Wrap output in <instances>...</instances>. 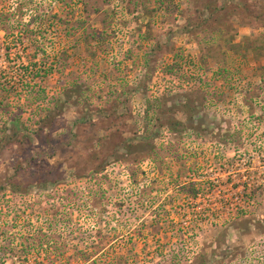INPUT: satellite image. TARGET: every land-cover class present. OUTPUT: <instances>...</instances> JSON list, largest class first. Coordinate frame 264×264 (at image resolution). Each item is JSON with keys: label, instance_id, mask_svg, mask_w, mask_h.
<instances>
[{"label": "rangeland", "instance_id": "1", "mask_svg": "<svg viewBox=\"0 0 264 264\" xmlns=\"http://www.w3.org/2000/svg\"><path fill=\"white\" fill-rule=\"evenodd\" d=\"M216 1L0 0V258L264 264V0Z\"/></svg>", "mask_w": 264, "mask_h": 264}, {"label": "trees", "instance_id": "2", "mask_svg": "<svg viewBox=\"0 0 264 264\" xmlns=\"http://www.w3.org/2000/svg\"><path fill=\"white\" fill-rule=\"evenodd\" d=\"M216 3H218V2L216 1L214 4L212 3V5H214V6L213 7L211 6L212 7L211 11H210L211 14H210V16H208L206 18V20H204V22H203L204 25H209L211 20H213L216 23L223 21L222 17L225 15V13H226V15H229V16L232 15V14L237 15V14L240 13V11H244V13H246L247 15L248 14H250V15L253 14L252 9L250 8V4L247 3V2L240 3V2H234V0H233L232 3L226 2V3L222 4L221 6L217 5ZM5 15H6L5 12H0V31L4 30V26L3 25L6 23V19H4L3 17ZM253 18L259 19V15L255 14V17H253ZM35 64L38 65L36 62H35ZM44 73L45 74H43V75H46L48 73V70H46ZM33 75H34L33 77H43V75H41L40 70L35 71L33 73ZM6 85H10V84L6 83L5 85L4 84L0 85V94H2L4 92V94H2L3 95L2 100L7 99L9 96L6 95V94L11 92V89H10L11 87L12 88L15 87L14 85H10V88H8ZM9 95H12V94H9ZM58 107L59 106H56V109ZM14 120L15 119H12L11 120L12 122L9 123V126H7L5 128L6 129L7 128L8 129L14 128L15 132L12 135L18 136V134L21 133V130L19 128V125ZM179 123L180 122H178V121L176 122L175 120H172V122H171V124L174 125V126H177V124H179ZM12 135H10L11 138H12ZM20 167H21V170H23L24 165L22 163H19V166H17L15 168V171H16L17 175H19V172H20L19 168ZM3 187H9L14 192H21L22 189H23V187H21L20 184H15L11 180L9 182H7L6 184H4V185L0 184V188H3ZM195 194H197V192ZM40 232H41V230H40ZM40 235L41 234H34L32 236H27L25 238V240H23L22 244L20 245L21 253L23 255V258H0V264H6L8 259H11V264H49V263H47V261L44 260V258L43 259L34 258V260H31L29 258L31 253L34 250H37V248L39 246L43 245V239L44 238L42 236L47 237L46 234H43L41 236ZM11 249L14 250L15 248H11ZM4 250H7V248H4ZM51 264H54V263H51Z\"/></svg>", "mask_w": 264, "mask_h": 264}]
</instances>
